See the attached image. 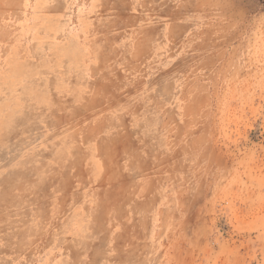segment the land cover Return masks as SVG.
Segmentation results:
<instances>
[{"label": "rangeland", "instance_id": "rangeland-1", "mask_svg": "<svg viewBox=\"0 0 264 264\" xmlns=\"http://www.w3.org/2000/svg\"><path fill=\"white\" fill-rule=\"evenodd\" d=\"M0 264H264V10L0 0Z\"/></svg>", "mask_w": 264, "mask_h": 264}, {"label": "trees", "instance_id": "trees-1", "mask_svg": "<svg viewBox=\"0 0 264 264\" xmlns=\"http://www.w3.org/2000/svg\"><path fill=\"white\" fill-rule=\"evenodd\" d=\"M253 1L257 4V6L260 9L264 10V0H253Z\"/></svg>", "mask_w": 264, "mask_h": 264}]
</instances>
